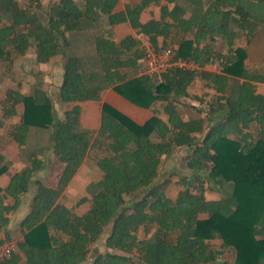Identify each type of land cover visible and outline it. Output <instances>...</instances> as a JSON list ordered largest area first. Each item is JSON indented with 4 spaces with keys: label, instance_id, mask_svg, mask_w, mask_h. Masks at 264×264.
<instances>
[{
    "label": "trees",
    "instance_id": "obj_1",
    "mask_svg": "<svg viewBox=\"0 0 264 264\" xmlns=\"http://www.w3.org/2000/svg\"><path fill=\"white\" fill-rule=\"evenodd\" d=\"M20 1L0 0V80L18 85L0 97V131L22 148L32 129L51 130L49 148L64 169L56 187L35 181L30 210L13 232L22 235L18 249L0 264H264V94L256 85L264 83V63L260 70L246 64L248 46L264 26V0H189L190 16L180 0H140L119 11L120 0H57L46 21ZM155 6L159 18L144 21ZM122 23L154 46L173 44L178 58L202 69L174 68L157 78L141 73L142 40L114 39ZM96 25L103 29L94 39L101 70L87 72L84 59L68 53L70 35ZM32 52L37 64L63 57L58 97L71 107L62 118L40 75L29 83L31 93L21 90L15 65ZM216 66L221 73L203 70ZM199 76L212 82V100L190 92ZM233 78L243 82L231 85ZM105 87L152 116L139 123L104 102L94 136L82 127L78 102L100 99ZM182 107L197 116L186 118ZM182 147L191 149L185 163L194 173L179 179L183 188L172 198L156 179L164 158ZM92 153H102L96 159L102 175L67 204L64 191ZM45 164L44 154L34 153L7 186L0 183V244L11 239L12 214ZM8 166L2 160L0 176ZM208 190L223 197L208 198ZM100 240L105 249L89 260ZM230 250L233 263L223 258Z\"/></svg>",
    "mask_w": 264,
    "mask_h": 264
},
{
    "label": "rangeland",
    "instance_id": "obj_2",
    "mask_svg": "<svg viewBox=\"0 0 264 264\" xmlns=\"http://www.w3.org/2000/svg\"><path fill=\"white\" fill-rule=\"evenodd\" d=\"M37 1L36 0H21L20 2L24 6L33 5L34 6L33 10L36 12L37 16L39 17V20L46 21L47 20L46 19L47 8H49V6L52 2L57 1V0H37ZM207 1H209V0H202V2L203 3L205 2V4ZM138 2H139V0H121L119 5L121 8H125V5L128 3L136 5ZM180 2L186 5V8L188 9L187 14H188V16H190L192 14V11L194 8L193 5H191L192 3L189 0H180ZM40 3H41V6H39ZM245 3L247 5L248 9L250 10V1H245ZM257 4L258 3H256V7H257ZM263 11H264V9H263ZM159 12H160L159 7L155 6L151 9V11H146L145 18H147L149 16L159 17ZM126 33H127L126 31H123L122 35H125ZM89 38H90V36L87 35L86 39H89ZM172 38L173 39H171V40L173 42L176 41V38L174 37V35H172ZM146 42H148L147 39H142V47H144V44ZM83 43H84V49L81 52L84 54L83 59L84 60L87 59V61H88L87 65H86V63L84 64V68L86 69L87 72L91 71L92 69L99 72L101 70V67H100V63L98 61V58L96 59V61L91 62L92 58L89 57L90 52H91V50H90L91 43L89 42V40H87V41L84 40ZM169 46L172 47L173 44L172 45L169 44ZM70 53L75 54L74 51H72V50ZM60 62L63 63V57L62 56H58L57 58L53 59V61L51 62L52 64H50V65L37 64L35 62L34 58H30L27 55V56L23 57L22 59L18 60L16 62V65H15V71L17 73L16 75H17L18 79H22L21 80L22 81L21 90L24 93H27V94L31 93L29 83L31 81H34L35 77L37 75L38 76L40 75L39 78H37V79L44 81L45 89H47L50 92V94L53 96L54 100H56V102H57L55 109H54V113L56 116L58 115V113H60L61 115L60 114L59 115L62 116L63 115L62 110L64 109L63 104L59 101V97H58V95H59L58 94V84H59L58 79L60 78V73H59L60 72V67H59ZM88 63L91 66H88ZM3 67H0V69H4ZM141 67H143V69H144V65H141ZM5 69H6V66H5ZM38 70H40V73L38 72ZM127 70H128L127 73L130 76H134V72L131 69H127ZM153 76H154V78L156 77L155 74ZM0 82H1L0 83L1 84L0 85V97L3 95V93L8 88L18 86L15 81L10 80L9 78H2V80H0ZM198 84H199L198 82H195L192 86V90L195 89V91L196 90L198 91V89L200 88ZM188 101L190 103L195 102V103H197L196 105H199V103L196 101H193L190 99ZM132 104L136 108H140V106H138L134 103H132ZM141 108H144V107H141ZM146 109H148V108H146ZM181 112L186 118H191V117L197 116L194 109H192V108L182 107ZM135 115H137L138 119L144 120L147 116V113H145V111L142 109L141 110L138 109L137 112L135 113ZM130 116H131V114H130ZM33 131H36V132L34 134L30 135L27 146H25L24 148L23 147L19 148L17 146V144L7 136L6 129L1 130L0 131V163H2V160L4 161V159L8 160V162H10V159L12 157L17 156V155L23 159L28 158L30 160L31 156L34 153L40 154V152H42L46 156V158H48V165H47L48 166L47 167L48 174L53 172L54 166L56 164L55 163L56 159L54 158L52 150L49 148L51 146V130H40L39 129V130H33ZM96 133L97 132H94V136L96 135ZM152 137H155V136L153 135ZM190 151H191V149L188 147L176 148L175 151L171 155L165 157L163 160V164H162V167L160 170V175L156 179V183H161V182L165 181L164 183L166 184V186H165L166 192L172 198H176L179 191L183 188V186L179 182V179L185 175L192 176L194 173L191 169H189L186 166V163H185V156L187 154H189ZM101 155H102V153L90 154V156L87 158L86 163L81 168L82 170L80 169L81 173L78 177V181L74 182L73 185L70 186V188H68L67 191H64V193H65V196H64L65 198H63L64 202H66L67 204L68 203L73 204L74 201H77L81 196H83L86 193L85 192L86 184H88L91 180L95 181L101 177L102 172H100L101 170H99V167L97 166V163H96V159ZM8 174H10V173L7 172L3 176L6 177ZM0 181L4 182L3 178H1ZM31 192H32V190H31ZM29 196H30V194L26 195V197H27V198H25L26 201L24 200L25 205L27 204V200H28ZM207 196H208V198H222L223 197L222 194H219V193L216 194V193L209 191V190L207 191ZM87 206H89V204L83 205L79 209V211L83 212L87 208ZM17 227H18V224H17ZM109 228H110V226L107 227V230H109ZM21 237H22L21 233L17 232L14 235L12 234L11 240L18 242L21 239ZM104 249H105V242L103 240H100L99 242H97L93 246L92 254H91L89 260H92V258L94 256H96V254L98 252L103 251ZM224 257L227 258L228 261L233 263V261L235 260V251L234 250L226 251L223 258ZM23 264H25V263H23Z\"/></svg>",
    "mask_w": 264,
    "mask_h": 264
},
{
    "label": "crops",
    "instance_id": "obj_3",
    "mask_svg": "<svg viewBox=\"0 0 264 264\" xmlns=\"http://www.w3.org/2000/svg\"><path fill=\"white\" fill-rule=\"evenodd\" d=\"M120 2H121V0H120ZM119 3L117 5V7H116L118 11L124 9V8L120 7ZM145 14L146 13H143V15H142V19L144 21H147V20H149L152 17V16H149V17L145 18ZM155 17L159 18L157 16H155ZM100 26L97 27V25H96V26H93V28H89L87 30H82V31H76V32L72 33L70 35L71 45H70V50H69L68 53H70L71 50H72L75 53L74 55H77V56H80V57L83 58L84 54L81 52L84 49L83 41L84 40L85 41L89 40V42L91 43V46H90L91 52H90V56L89 57L92 58L91 62L96 61L97 55H96L95 40L94 39H95V37L97 35L101 34L102 31H103V29ZM103 26H106V25L104 24ZM123 31H126L127 33L125 35H122ZM129 34H133L135 37H138L141 40L142 39H146L145 37H142V36L140 37L136 33V30H134L129 23H122V24H119V25L115 26V28H114V39L117 42H119L121 39H123L125 36H127ZM87 35L90 36L89 39H86ZM219 45H218V47H219ZM70 54H72V53H70ZM31 56L32 57H30V58H34L35 59L34 52H32ZM55 58H57V57H55ZM52 61H53V59L51 60V62ZM84 61L86 63L88 62L87 59L84 60ZM51 62L47 63L46 65L52 64ZM139 63L141 65H144V69H143V67H141V69H140L141 73H146L147 69H145L146 68V64H145L144 60L140 59ZM263 63H264V26H260V28L258 29V32L256 33V35L254 36V38L252 39L251 43L248 46V58H247L246 64L251 68V70H256V69L260 70L262 68ZM88 66H91V65L88 63ZM59 67H60V72H59L60 73V78L58 79L59 80L58 86L62 82V76H63V63L62 62H60ZM203 70L206 71V72H219V73H221V71H220L221 68L219 66H216V67H214L212 69L211 68H203ZM125 71L128 72L127 69ZM195 82L199 83L198 85H199L200 88L198 89V91L197 90L195 91V89L192 90V86H193V84ZM229 82H230L231 85L234 84V83L238 84V83H242L243 79L242 78H239V79L238 78H235V79L233 78ZM194 83L190 87V92L203 96L205 100H212L214 98V96L216 95V92L213 89V87L209 86V85H212V82H210L207 78H202V77L199 76L198 78H196ZM256 85H257L258 92L264 94V83L256 82ZM44 86H45V84H44ZM206 93H207V95H206ZM189 99L190 98H188V100ZM104 102H108V103L112 104L113 106H115L116 108L124 111L125 113H127L129 115L131 114V116L133 115L132 117L139 123H144L152 115L151 109H146V108H141V107L140 108H136L131 102H129L124 97H122L120 94H118L113 89V87H107V88L105 87L100 93V99H98V100H86V101H79L78 102V104H80L82 106V115H81L82 127L87 129V130H89L92 134L94 132H97L98 129L100 128L101 116H102V105H103ZM192 103L195 104V105L197 104L195 102H192ZM62 104H63V108H64L62 110V113L64 115L65 110L70 108L71 104H69V103L68 104L67 103H62ZM138 109L139 110L142 109V110L145 111V113H147V116H146V118L144 120L138 119L137 115H135V113L137 112ZM59 114L60 113H58L57 117L62 118L63 115L60 116L61 114L60 115ZM160 117H161V119L163 121H165V122L168 121V115L167 114L161 113ZM33 130H39V129H32L30 135L34 134L36 132V131H33ZM7 136H8V134H7ZM54 158H55V156H54ZM45 161H46L45 168L43 170H41L40 172H38L36 174V176L32 179L31 184H30V189H29L28 193H26L22 197L21 206L19 207V209L15 213L12 214L11 222H10V224L8 226V229L12 231V233H10L11 237H12V234H14L13 233L14 230L17 229V224L19 225L21 219L30 210L31 200H32V198L34 196V193H35V190H36L35 181L39 180L40 182H42V183H44V184H46L47 186H50V187H56L58 182H59V179H60V177L62 175V172H63V169H64V164L58 162L57 160H55L56 164L54 166V171L48 174V170H47L48 158H46V156H45ZM86 161H87V159H86ZM86 161H85V163H86ZM3 162H5L8 165H10L8 167V171H7L10 174H8L6 177L3 176L4 174L2 176H0V180H1V178H3V180H4V182L0 181V183H1V185L3 187H5V186L8 185V183L10 181V178L16 172L20 171L22 168H24L29 163V159L28 158L23 159V158H21L20 156L17 155L15 157H12L10 159V162H8V160H5V159H4ZM81 170L78 171V173L76 174V176L71 181V183L69 184V186L66 188L65 191H67L68 188H70V186H72L74 182L78 181V177H79V175L81 173ZM91 181H93V180H91ZM88 184H86V186ZM31 190H32L33 193L31 192ZM85 192H86V187H85ZM27 194H30V196L28 197L27 204L25 205V201H26L25 198H27L26 197ZM109 230H110V228H109ZM109 230H107V231L109 232ZM1 235L4 236V232Z\"/></svg>",
    "mask_w": 264,
    "mask_h": 264
},
{
    "label": "built area",
    "instance_id": "obj_4",
    "mask_svg": "<svg viewBox=\"0 0 264 264\" xmlns=\"http://www.w3.org/2000/svg\"><path fill=\"white\" fill-rule=\"evenodd\" d=\"M144 62L147 74L165 73L174 68L199 71L200 65L186 59L178 58L173 48L154 46L149 41L144 44ZM18 249V242L6 240L0 244V262L9 258Z\"/></svg>",
    "mask_w": 264,
    "mask_h": 264
}]
</instances>
